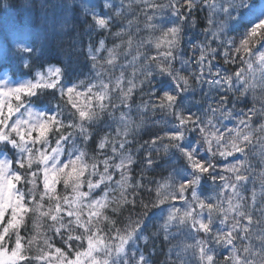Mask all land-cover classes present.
Returning a JSON list of instances; mask_svg holds the SVG:
<instances>
[{"label":"snow or ice","instance_id":"snow-or-ice-1","mask_svg":"<svg viewBox=\"0 0 264 264\" xmlns=\"http://www.w3.org/2000/svg\"><path fill=\"white\" fill-rule=\"evenodd\" d=\"M71 3L62 0L51 5L64 10V23H68ZM132 3L143 5V23L149 35L135 45L136 54L129 62L132 78L126 84L122 71L114 80L89 83L79 91L85 82L72 83L67 78L70 64L63 69L50 67L47 77L37 73L33 80L18 82L15 87L0 81V264H152L141 243L148 246L161 232L169 244L167 264H264V0H129V10ZM81 7L90 17V23L84 21L90 29L111 31L126 19L123 9L113 10L111 0H103L108 13L89 7L84 0ZM33 9L34 5L23 3L11 46L0 47V57L10 62L14 48L34 53ZM165 9L169 10L168 19L162 15ZM205 10L207 27L202 32L210 38L191 45L199 50L194 60L197 71L193 72L192 62L176 53L185 27H195L196 13ZM158 14L161 19L157 23ZM44 21L47 24V15ZM134 22L138 24L139 18L128 20L113 33L128 36L122 43L129 50L133 48L130 29ZM233 27L238 42L227 37ZM155 32L160 35L154 36ZM146 44L154 46L155 55L140 51ZM119 47L107 49L108 65H114ZM104 49L103 39L99 48L89 46L87 55L94 68ZM221 56L222 64L217 66L214 62ZM141 60L138 69L135 65ZM177 60L180 69L173 66ZM237 61L242 66L236 70L225 67ZM182 70L190 76L182 75ZM137 71L143 79H137ZM192 81L198 86L207 83L209 91H216L215 107L209 105L206 112L191 110ZM145 84L150 99L135 104L134 92L139 89L144 94ZM55 90L61 97L67 96L64 107L52 106ZM113 93L118 103L113 102ZM84 97L87 99H78ZM33 106L44 110L33 111ZM134 106L138 121L130 115ZM22 108L27 118H23ZM116 111L121 112L123 125V131L116 130L123 137L118 145L97 128ZM157 112L161 118L151 119ZM16 113L20 115L13 118ZM168 117H174V122ZM224 120L234 121V126L228 127ZM149 121L151 139L135 149L139 152L147 145L138 162L128 137H134ZM76 130L80 144L92 141L104 155L102 160L93 157L94 162L88 163L86 152L76 143ZM193 131L199 132L195 142L188 140ZM52 133L56 134L54 147ZM109 146L110 156L104 154ZM161 149L168 156L170 171L150 188L154 181L145 183L144 173L158 166L153 154ZM140 165L141 179L133 183L132 170ZM117 173L120 179L114 181ZM250 180L249 190L246 184ZM208 181L214 185L213 195L205 196ZM113 183L119 189L118 198L110 195L116 191ZM60 186L63 194L58 191ZM142 189L150 193L148 202L140 195ZM241 189L249 194L244 195ZM228 191L232 195L224 208L223 193ZM109 209L114 215L131 212L118 221L105 214ZM155 212L160 213V222L157 230L150 231L147 221ZM216 213L222 215V227H216ZM29 220L33 233L22 243L21 229L27 231ZM173 227L176 232L170 230ZM177 234L183 238L173 243ZM33 248L35 255H31Z\"/></svg>","mask_w":264,"mask_h":264},{"label":"trees","instance_id":"trees-1","mask_svg":"<svg viewBox=\"0 0 264 264\" xmlns=\"http://www.w3.org/2000/svg\"><path fill=\"white\" fill-rule=\"evenodd\" d=\"M27 2L34 5L33 9V21L34 28L31 33V39L34 41L35 51L32 55H28L23 51H16L13 49V56L11 61L9 62L7 57H3L0 62V81L6 82L9 87H15L18 85V82L33 80L37 73L48 76V69L50 67H60L64 68L66 64H70L71 68L68 74V79L72 83H78L80 80H83L85 83L78 90L84 91L85 87L89 83L98 84L99 80H103L105 83L112 80L115 77H118L120 73L123 71L125 75V84L128 79L132 78L133 66L129 64L132 61V57L136 54L135 45L141 41L142 39H147L149 32L144 27V16L141 12V8L143 5H138L136 3H132L131 10H129V0H111L113 4V10L115 9H123L126 13V19L122 21H118L115 24L111 31L98 29V28H89L87 24L84 23L85 19H88L89 23L90 17L85 15L83 8L81 7V0H72L71 8L68 10V23H64V10L61 8H53L51 5L59 4L62 0H0V46L2 47L4 44L10 45L9 34L10 30L15 31L19 20L23 14V3ZM85 3L88 4L89 7L95 6L98 11H103L104 13H108L109 9L103 8V0H84ZM158 2H166V0H158ZM47 3L49 7L44 8L43 5ZM149 14H151V10H148ZM47 15L48 22L47 24L44 21V17ZM163 18H169V10L165 9L163 12ZM206 15V10L204 12H197L196 16L198 17L197 24L195 27H185V32L183 36V40L181 43V49L176 53L178 57H183L191 61V69L193 72L197 71L196 65L194 63L195 58L199 55V50H193L191 45L196 43H203L206 39H209L210 36L206 37L202 32L203 28L207 27L206 22L203 20V17ZM139 18V23H133L130 33L133 39V48L129 50L127 48L126 43H122V41H127L128 36L125 35L123 37H116L113 35L116 31H119L121 26H126L128 20H134V18ZM161 19V15L158 14L156 17V22L158 23ZM137 28L139 31H137ZM154 36H159V32H155ZM227 37H233L239 40V36L237 31L233 27L232 30L227 32ZM103 39L105 41V49L101 50L98 54L96 67H93V61L88 57L87 52L89 46L95 50L99 48V42ZM222 39H226V37H222ZM120 45L117 49L118 58L114 62V65L110 66L106 63L108 59L107 49L114 48L115 46ZM213 47H217V44L213 43ZM141 52H147L151 55H155L156 50L153 45L146 44L143 48L140 49ZM222 51V50H221ZM143 63V60L140 63L135 65L136 68H140V64ZM217 66L222 64V56L217 58L215 61ZM7 65L9 67L10 73H6L3 71V66ZM173 66L177 69L181 68L179 60L174 62ZM239 61L235 65L225 66L229 70H236L238 67H241ZM97 73H100L99 77H97ZM155 74V73H154ZM182 75L190 76L188 71H181ZM11 75V76H10ZM137 79H143L140 75V72L136 73ZM157 80L162 79L160 76L156 77ZM64 77H61V82H63ZM155 83V81H153ZM193 86L195 88V92L193 93L194 104L191 108L193 112H206L208 110L209 105L215 107V97L216 91H209L210 85L207 83H203L201 86L196 85L195 81H192ZM71 86V85H69ZM95 90H99L98 88ZM149 90V86L145 84L143 88V93L141 94L140 90L137 89L134 92V101L135 104H141L143 101L149 100V96L146 93ZM52 92L54 90H47ZM56 91V98L52 100V106L55 108L56 105H60L64 107L67 102V96L61 97L58 90ZM207 93V96L204 95ZM82 100H86L87 98H78ZM195 101H199V103H195ZM15 103V101H13ZM113 102L118 103L116 100V94L113 93ZM44 109H37L33 106V111H41ZM123 111H127L126 109H122ZM21 113H24L23 118H27V114L24 112V109H21ZM65 114H67V109L65 108ZM120 111H116L113 117H108L105 121L99 125H97L98 130L102 134H107L110 142L118 143L123 139L122 136L117 135V128L123 131V125L120 121ZM19 113L14 114L13 118L19 116ZM131 117L134 120H139V116L137 115L135 106L131 112ZM150 115V114H149ZM208 115H211L209 112ZM162 114L157 112L154 117L151 119H160ZM145 119L148 120V115L145 116ZM170 122H174V117L167 118ZM223 124H226L228 127L234 126V121L224 120ZM217 126L220 124L218 122ZM153 126L151 122L147 124L146 127L139 130L136 135L129 136L128 139L132 140L133 143L129 146L133 149L132 154L136 157L137 161L141 159L145 155V151L147 149V145L143 149H140L139 152H136L135 149L144 144V141L151 139V135L149 129ZM69 131H72L69 129ZM162 134V133H161ZM50 139L53 140V147L55 146L54 140L56 139V134H50ZM199 139V132L193 131L189 134L188 140L191 142H195ZM75 140L78 146H80L86 152V159L88 163H92L93 157L98 160H102L104 155L100 153L96 149V145L92 143V141H88L85 144H80L81 137L78 134V130L75 133ZM71 140L69 144H71ZM105 155H111V147L109 146L104 150ZM203 154V153H202ZM154 159L156 160L157 167L152 169H148L144 173V182L147 183L148 179H152L154 183L149 184L148 187L154 188L156 181H162L164 177L168 176L170 169L167 167L168 156L161 149L158 153L153 154ZM143 166L140 165L138 167L133 168L131 175L133 176V183L137 180L141 179L140 172ZM100 170H103V165L100 166ZM111 171V169H110ZM225 175H230L225 173ZM87 178V174L85 179ZM93 180L97 179V177H93ZM114 181L119 180V173L115 174L113 177ZM219 184V180L216 182ZM112 188L116 189V185L113 183ZM257 188L259 184L257 183ZM208 191H206L203 195H213L211 189L214 187L211 181H208L206 184ZM247 189L252 188L251 180L246 184ZM83 190H87L86 186ZM58 191L63 194L62 186L58 187ZM244 195H248V192H244L241 189ZM110 195H115L117 198L119 197V189ZM140 195L143 197L145 202H148L150 198V193L146 189L140 190ZM231 192L223 193V204L222 207H227V198L231 196ZM155 197V193H151V198ZM115 206V205H114ZM179 206V205H178ZM136 211H139L137 207ZM131 212V209L128 211H123L122 213L113 214L111 210H106V215H108L112 219H117L118 221H122L124 217L128 216ZM150 219L147 223L152 226L150 231H155L158 228V222H160V213H150ZM222 218L220 213H216V227H222L219 224V220ZM122 227V224L118 225ZM105 228H107V222H105ZM172 232H176V228L173 227L170 229ZM226 230V229H225ZM33 233L31 227V220L28 221L27 231L21 229V236L25 238L22 243L26 242V240ZM183 237L177 234L176 240H173V243H177ZM15 238L13 237V240ZM191 242V241H189ZM141 247L144 248L146 255H150L152 257V264H167V252H168V241L164 240L163 233L161 232L160 236L154 237L151 239L148 246H144L141 243ZM155 248V252H152V249ZM36 254V249L33 248L31 255ZM227 253H225L226 255Z\"/></svg>","mask_w":264,"mask_h":264},{"label":"clouds","instance_id":"clouds-1","mask_svg":"<svg viewBox=\"0 0 264 264\" xmlns=\"http://www.w3.org/2000/svg\"><path fill=\"white\" fill-rule=\"evenodd\" d=\"M4 70H5V71H7L8 69H7V68H5Z\"/></svg>","mask_w":264,"mask_h":264},{"label":"rangeland","instance_id":"rangeland-1","mask_svg":"<svg viewBox=\"0 0 264 264\" xmlns=\"http://www.w3.org/2000/svg\"><path fill=\"white\" fill-rule=\"evenodd\" d=\"M14 32H15V31H14ZM14 32H13V33H14Z\"/></svg>","mask_w":264,"mask_h":264}]
</instances>
